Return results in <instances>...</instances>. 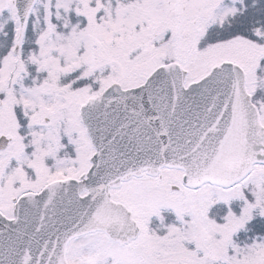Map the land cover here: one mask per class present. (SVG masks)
Returning <instances> with one entry per match:
<instances>
[{"label":"snow or ice","instance_id":"obj_1","mask_svg":"<svg viewBox=\"0 0 264 264\" xmlns=\"http://www.w3.org/2000/svg\"><path fill=\"white\" fill-rule=\"evenodd\" d=\"M0 264H264V0H0Z\"/></svg>","mask_w":264,"mask_h":264}]
</instances>
